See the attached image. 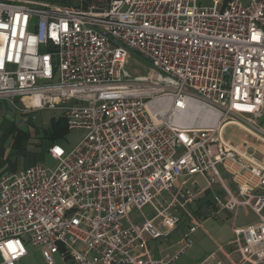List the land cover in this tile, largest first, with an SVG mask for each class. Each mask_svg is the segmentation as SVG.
Wrapping results in <instances>:
<instances>
[{"label": "built area", "instance_id": "obj_1", "mask_svg": "<svg viewBox=\"0 0 264 264\" xmlns=\"http://www.w3.org/2000/svg\"><path fill=\"white\" fill-rule=\"evenodd\" d=\"M79 2L0 0V101L57 110L67 129L86 130L70 150L49 146L54 168L0 175V264H17L25 243L47 264L56 253L70 264H179L202 221L187 208L201 189L177 180H223L218 166L236 192L210 214L258 216L218 250L238 253L232 264L264 262V166L222 137L227 123L253 128L264 113V0ZM134 52L148 74L126 70ZM146 204L155 215L138 226L129 213ZM180 214L183 245L154 257L146 235L175 229ZM195 264L224 263L214 251Z\"/></svg>", "mask_w": 264, "mask_h": 264}, {"label": "rangeland", "instance_id": "obj_2", "mask_svg": "<svg viewBox=\"0 0 264 264\" xmlns=\"http://www.w3.org/2000/svg\"><path fill=\"white\" fill-rule=\"evenodd\" d=\"M72 6H78L79 0H69ZM61 3V2H60ZM67 5L66 3H62ZM126 70L135 75H146L148 74L151 65L146 60L142 59L137 53H132L129 60L125 66ZM0 107L6 109V120L13 125L12 131L5 130L8 135L12 132L17 131L26 132V136L23 137L19 146L8 140L9 136L3 142L0 135V147L4 151V167L8 166H28V164H36V162H41L47 168H54L57 164L56 161L47 155V146L49 144L48 137L45 135V131L48 130L51 123L52 117H59V111L54 109H40L34 110L27 113H22V111H16L11 109L5 102L0 101ZM255 126L264 131V113L255 119ZM222 137L223 139L229 140L232 144L238 140L241 132V128H237L235 125H228L223 128ZM30 131V133H29ZM38 132V133H37ZM86 135V130L82 127L67 129L64 131L63 136L58 140V144L63 148L70 150L73 148L80 139ZM264 149V146L260 144ZM257 158H262V155L255 153ZM217 169L221 172V168L218 166ZM198 179V182L203 183L201 176L199 174L194 176ZM181 179L177 180L179 184ZM188 210L194 214L190 205H187ZM155 215V210L151 205L146 204L140 211L133 209L129 213V218L138 226L144 218H152ZM181 218L179 224L173 229L170 234L161 236L159 238L151 239L146 235L148 248L153 253L154 257L158 256H171L174 252L179 250L183 245L181 240V232L184 230L185 225L189 223V219L185 214H180ZM202 225L197 228L195 233L192 235L191 246L185 252V255L178 261L179 264H193L195 261L199 260L201 256L206 255L209 252L214 251L216 248L215 243H223L229 238H233V231L231 227L233 222L240 225L244 222H254L257 217L251 211L244 214L243 209L236 212V217L233 216V211L231 210H219L217 213L208 214L205 219L200 218ZM26 255L20 259L17 264H47L43 258L41 252V246H33L25 243ZM53 264H70V261H63L59 253L54 254Z\"/></svg>", "mask_w": 264, "mask_h": 264}, {"label": "crops", "instance_id": "obj_3", "mask_svg": "<svg viewBox=\"0 0 264 264\" xmlns=\"http://www.w3.org/2000/svg\"><path fill=\"white\" fill-rule=\"evenodd\" d=\"M3 102H5L9 107H11L6 101H3ZM11 109L16 110L13 107H11ZM16 111H18V110H16ZM22 113H27V112H22ZM5 116H6V109L0 107V135L2 137L1 141L3 142L5 140L3 138H7L9 136L8 140L13 142L15 144V146H17L16 145L17 137H18L17 135L22 130L17 131L16 133L12 132L10 135H8L6 131L7 130L12 131L14 126L10 125L11 123L6 120ZM59 116H61V113L59 114ZM54 118L55 117H53V119ZM246 118H247V116L239 114L235 118V120H236L235 123L239 125V123L247 120ZM228 125H235V124L229 122L225 126H228ZM235 126L237 128H241V130L243 131V132H241L238 140L235 142V144H232L227 139L226 140L237 150V152H239L242 156H244V158H246L247 160L253 161V162H257L260 165L264 166V149L260 146V144L264 146V140L257 134V132H260L262 134V133H264V131L262 129L258 128L257 126H255V124H254L253 128L252 127H245L243 125H239V126L235 125ZM24 133H26V132H24ZM29 133H30V131H29ZM6 135H7V137H6ZM49 146L50 145L48 144V146L46 148L47 155H48ZM255 153L261 154L262 158L261 159L257 158L255 156ZM3 157H4V151L0 147V175L7 174V172H18L22 168L26 167V166H16V167L11 168L10 166H8L7 168H5L3 166L4 165ZM29 165H32V164H28V166ZM220 170H221V172H219V170H218V173H220V176L223 178V180L209 181L206 179V177L199 174L201 176V180L203 182L200 184L198 182V179L194 178L195 175H193V176L183 175V177L179 178V179H181L179 183H182L183 181H185V183L183 185L184 188H191V189L200 188L201 189V192L198 193L195 200L189 204L191 209L194 211V214L193 213L192 214L198 219H199V217L205 219V217L208 216V214L211 213L213 211V209H215L214 200L216 198H224L226 196L227 190H229L232 193L236 192V187H235L234 183L228 178V174L225 173L222 170V168ZM261 191L264 192V189H262ZM240 209H243L244 214H247L248 211H251L253 213V211L247 206L238 207L235 210H231V211H233L234 218L236 217V212ZM223 210L225 211L226 209H223ZM254 216H256V215L254 214ZM256 217L258 219V216H256ZM255 222H257V220H255L254 222H244L243 224L238 225V224H236V221H234L233 225L231 227V231H233V229H235V228H243V226L253 224ZM201 225H202V223H201ZM172 230H170L169 232L166 231L163 236L170 234V232ZM233 235H234V231H233ZM179 241H181V240L179 239ZM225 242H223V243L216 242L215 243L216 248L214 249V251L218 252V254H219V256L222 259L224 264H232V262L239 261L238 253L232 252L230 247L225 246L223 248V252L218 250L219 249L218 245L224 244ZM214 251H212V252H214ZM209 253H211V252H209ZM209 253H207L204 256H201L200 259L195 261L193 264L198 263L202 258L206 257ZM60 257L63 261L69 260V259L67 260V259L63 258L61 255H60ZM243 264H251V263L250 262H244ZM258 264H264V262H259Z\"/></svg>", "mask_w": 264, "mask_h": 264}, {"label": "trees", "instance_id": "obj_4", "mask_svg": "<svg viewBox=\"0 0 264 264\" xmlns=\"http://www.w3.org/2000/svg\"><path fill=\"white\" fill-rule=\"evenodd\" d=\"M67 130L66 121L62 116L57 118H51V123L49 125L48 130L45 131V135L48 137L49 145L53 143H57L60 137L63 136L64 131ZM17 143L16 145L19 146L20 142L22 141L23 137L26 136V133L20 131L17 135Z\"/></svg>", "mask_w": 264, "mask_h": 264}]
</instances>
